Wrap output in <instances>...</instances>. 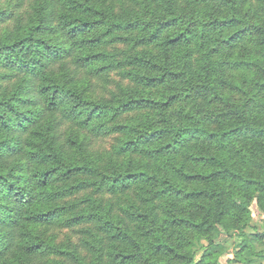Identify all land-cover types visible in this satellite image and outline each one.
Here are the masks:
<instances>
[{
	"label": "trees",
	"instance_id": "obj_1",
	"mask_svg": "<svg viewBox=\"0 0 264 264\" xmlns=\"http://www.w3.org/2000/svg\"><path fill=\"white\" fill-rule=\"evenodd\" d=\"M245 1L33 0L0 34V264H264V0ZM112 69L131 85L94 95ZM84 130L117 133L114 156ZM81 223L89 260L45 233Z\"/></svg>",
	"mask_w": 264,
	"mask_h": 264
},
{
	"label": "rangeland",
	"instance_id": "obj_2",
	"mask_svg": "<svg viewBox=\"0 0 264 264\" xmlns=\"http://www.w3.org/2000/svg\"><path fill=\"white\" fill-rule=\"evenodd\" d=\"M32 2L33 0H0V34H2L3 32L13 31L17 26L24 24L30 13L32 12ZM242 8H249L250 12L254 13H258L260 11V5L256 0H246L243 3ZM1 12H3V14ZM107 48L114 53L124 48V46L122 43H114L113 45H108ZM2 70H0V72H2ZM235 74L237 77L236 72ZM13 78L7 75L5 79H0L1 89L6 87L9 88L10 82L14 80ZM91 79L93 83V94L98 97L104 98H110L114 94L119 93L120 86L131 85V83H129L126 79H122L120 69H112L104 78L91 77ZM127 116L130 117L131 113H128ZM64 128L70 130V128H75V126L65 125ZM82 134H86L90 138V147L96 154L103 157L105 160H110L114 156L112 146L117 142V133L107 132L103 135L94 137L89 132H86V130H84ZM134 159H139L142 162L146 161L139 155H134ZM147 164L150 169H154V161L150 160L149 163L147 161ZM87 193L91 194L94 197L100 198L102 204L110 202L112 204L113 211L118 214L121 213V206H125L131 204V202L137 201V197L133 191H130L129 194L117 193L111 195L107 192L98 193L89 189ZM126 195L129 196L126 197ZM156 208H158V205L156 206ZM253 224L256 228L255 231H264V215H255ZM90 229L93 230L91 224L81 223L76 224L72 227L51 226L47 229V232L45 231V233L46 235L54 236V241L61 244L66 249L74 250L75 253L79 256H82L84 260H89L90 256L92 255L89 242L93 240ZM251 231V228L246 229L247 233H250ZM237 239L238 238L236 236H226L223 230H219L215 234L214 241L215 243L219 244L218 248L222 252L218 257V260L220 262L225 263L226 259L231 255L233 243H235ZM202 242L203 244L206 243V241ZM64 258L66 259L67 264H77L76 260L70 259L71 255H66L65 257L63 256L62 259H59V262H65L63 260Z\"/></svg>",
	"mask_w": 264,
	"mask_h": 264
},
{
	"label": "crops",
	"instance_id": "obj_3",
	"mask_svg": "<svg viewBox=\"0 0 264 264\" xmlns=\"http://www.w3.org/2000/svg\"><path fill=\"white\" fill-rule=\"evenodd\" d=\"M264 214H262V216H263Z\"/></svg>",
	"mask_w": 264,
	"mask_h": 264
}]
</instances>
